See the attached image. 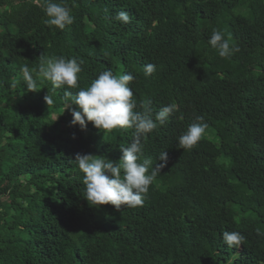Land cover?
I'll use <instances>...</instances> for the list:
<instances>
[{"label": "trees", "instance_id": "16d2710c", "mask_svg": "<svg viewBox=\"0 0 264 264\" xmlns=\"http://www.w3.org/2000/svg\"><path fill=\"white\" fill-rule=\"evenodd\" d=\"M53 2L75 18L64 30L45 24L46 0H0V264H264V0ZM120 11L130 23L113 19ZM213 29L239 51L220 57ZM49 56L83 59L81 87L132 73L136 111L150 101L153 118L177 106L142 139L153 166L169 155L142 207L84 197L76 154L119 161L134 129L82 131L65 98L78 89L41 79L28 90L22 68ZM197 116L203 138L178 148ZM224 231L243 244L228 247Z\"/></svg>", "mask_w": 264, "mask_h": 264}, {"label": "clouds", "instance_id": "9594fccd", "mask_svg": "<svg viewBox=\"0 0 264 264\" xmlns=\"http://www.w3.org/2000/svg\"><path fill=\"white\" fill-rule=\"evenodd\" d=\"M48 19L45 24L64 30L66 26L74 23L71 9L63 3L46 0L44 7ZM114 20L128 24L131 16L127 11H120L113 17ZM209 44L222 58H230L239 48L230 44V39L224 34L213 29L209 38ZM84 60L78 57L66 58L63 56H49L41 60L38 68H22L25 85L28 90L39 91L38 81L46 79L54 88L67 86L70 89H78L75 95L65 93L68 108L70 105L78 107L71 109L73 119L72 126L79 125L82 131L87 130L88 122L104 132L119 129H134V138L128 146H121L122 158L113 161L100 155L76 154L75 161L79 170L83 173L84 197L90 205L100 207L111 204L117 210L121 206L126 208L142 207L147 198L150 186L158 173L165 168L169 161L166 150L158 155L161 163L154 166L151 159L143 158L144 145L149 133L159 125H163L169 116L177 110V106L169 104L164 106L155 117L151 115L150 101L141 102L144 111H136L138 105L134 98V92L129 84L135 76L128 72L114 74L110 69L101 71L87 87L79 84L80 73ZM156 71V65L147 63L144 66L146 76ZM48 105L52 103L48 93L45 96ZM197 123L190 124L187 130L178 138V148L184 150L193 149L203 138L208 125L204 116H197ZM151 169V171H150ZM223 241L228 247H239L243 244L244 237L235 231H224Z\"/></svg>", "mask_w": 264, "mask_h": 264}]
</instances>
